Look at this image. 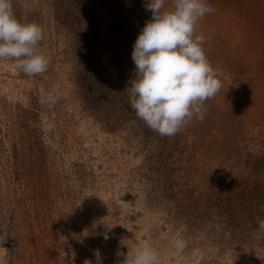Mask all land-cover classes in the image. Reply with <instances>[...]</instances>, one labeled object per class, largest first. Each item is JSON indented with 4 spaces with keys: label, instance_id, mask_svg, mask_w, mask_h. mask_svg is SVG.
<instances>
[{
    "label": "rangeland",
    "instance_id": "obj_1",
    "mask_svg": "<svg viewBox=\"0 0 264 264\" xmlns=\"http://www.w3.org/2000/svg\"><path fill=\"white\" fill-rule=\"evenodd\" d=\"M208 2L223 86L162 137L129 102L145 0H12L49 65L0 60V264H123L145 240L158 264H264V0Z\"/></svg>",
    "mask_w": 264,
    "mask_h": 264
},
{
    "label": "clouds",
    "instance_id": "obj_2",
    "mask_svg": "<svg viewBox=\"0 0 264 264\" xmlns=\"http://www.w3.org/2000/svg\"><path fill=\"white\" fill-rule=\"evenodd\" d=\"M145 0L151 18L140 30L131 53L135 64L130 79L129 102L137 118L160 136H174L192 119L203 121L205 102L221 90L222 72L214 69L203 44L199 21L214 12L208 0ZM43 29L22 23L13 12L12 0H0V60L28 75L44 73L49 60L40 49ZM54 102L55 88L45 94ZM218 190V189H217ZM219 191V190H218ZM264 230V220L258 225ZM176 249L185 241L176 238ZM159 253L147 240L126 254L123 264H158Z\"/></svg>",
    "mask_w": 264,
    "mask_h": 264
}]
</instances>
